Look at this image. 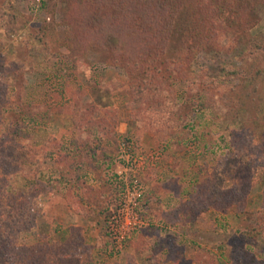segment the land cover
<instances>
[{
	"label": "rangeland",
	"instance_id": "1",
	"mask_svg": "<svg viewBox=\"0 0 264 264\" xmlns=\"http://www.w3.org/2000/svg\"><path fill=\"white\" fill-rule=\"evenodd\" d=\"M107 5L0 0V264H264V5L194 60L154 54L139 11ZM135 178L138 222L118 239Z\"/></svg>",
	"mask_w": 264,
	"mask_h": 264
},
{
	"label": "trees",
	"instance_id": "2",
	"mask_svg": "<svg viewBox=\"0 0 264 264\" xmlns=\"http://www.w3.org/2000/svg\"><path fill=\"white\" fill-rule=\"evenodd\" d=\"M103 1L110 3V5L107 6L110 10H112L113 16L117 17L118 19L121 18V14L129 15V10L133 9L139 11L140 19L137 20L135 24L137 27L135 28L138 29V27H146L149 29L148 33L151 35V43L149 46L151 49H153V43L155 44L153 51L154 54H157V51L161 46H163L162 49L167 46V48L170 49L169 54L174 50V57L177 58H181L183 51L186 50L187 56H190L191 60L196 59L201 52L212 50L215 45V33L217 32V29L221 28L222 26H225L235 34L249 32L252 27L258 23V8L261 5H264V0ZM119 12L120 14H118ZM109 19H111V16ZM114 29L115 31L125 30V27L118 29L116 25V28ZM111 36H113V34ZM161 42L162 44L160 45ZM168 44H170L172 48L168 47ZM107 45L115 49L117 46V41L109 36ZM75 47L76 44L74 46L71 44V50L73 53H75ZM69 57L73 58L72 55ZM171 57L166 56V59ZM124 59H126V61L123 60L122 67H125L126 69V77L132 80V85L135 82L137 83V80L139 79L142 83L146 69L141 68L140 70L135 71L133 69L127 70L126 65L131 61L129 53L127 54V58ZM134 61V64L137 67L142 64L145 65L146 63V59H142L141 57H137V59H134ZM177 61L178 60H176V62ZM165 63L169 65V68H174L175 71L179 68V65H173V60L168 59ZM161 65L162 61L158 64V66ZM177 72V74L180 75L182 71L178 70ZM177 74L174 72V75ZM139 89L140 88H138V90ZM102 131H104L105 136H100L99 142L110 144V142L113 141V138L108 135L107 128H103ZM26 132L27 131H25V134ZM103 139H105V142H103ZM205 184L200 187V190L204 192V197L206 198L205 200L209 201L206 192L208 185L206 186ZM218 195L219 193H216L214 201L218 208H222L227 204L229 206L233 202L238 201L237 196L235 195H228L225 197L223 196L224 193H222L220 198ZM191 203L193 204V202ZM257 235L258 234H254L251 236L255 237ZM251 236H248L249 239L254 240V238Z\"/></svg>",
	"mask_w": 264,
	"mask_h": 264
},
{
	"label": "built area",
	"instance_id": "3",
	"mask_svg": "<svg viewBox=\"0 0 264 264\" xmlns=\"http://www.w3.org/2000/svg\"><path fill=\"white\" fill-rule=\"evenodd\" d=\"M127 185L128 186L123 194L121 205L119 206L117 212L112 216V221H114L113 227L118 233V239H123L124 236L121 233L131 230V228L137 224L138 217L133 216V213L135 212V209L144 194L143 185L140 179L135 178L131 183H127Z\"/></svg>",
	"mask_w": 264,
	"mask_h": 264
}]
</instances>
